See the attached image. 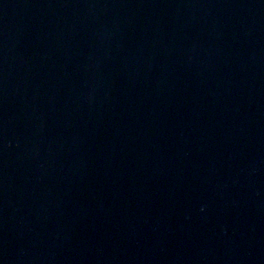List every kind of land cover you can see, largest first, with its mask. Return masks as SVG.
<instances>
[{"label": "water", "instance_id": "water-1", "mask_svg": "<svg viewBox=\"0 0 264 264\" xmlns=\"http://www.w3.org/2000/svg\"><path fill=\"white\" fill-rule=\"evenodd\" d=\"M0 264H264V0H0Z\"/></svg>", "mask_w": 264, "mask_h": 264}]
</instances>
